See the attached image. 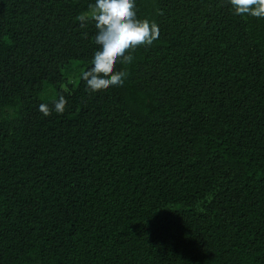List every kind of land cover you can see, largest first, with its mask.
Segmentation results:
<instances>
[{
	"label": "trees",
	"instance_id": "obj_1",
	"mask_svg": "<svg viewBox=\"0 0 264 264\" xmlns=\"http://www.w3.org/2000/svg\"><path fill=\"white\" fill-rule=\"evenodd\" d=\"M94 3L0 0V264H264V19L135 0L159 39L92 93Z\"/></svg>",
	"mask_w": 264,
	"mask_h": 264
},
{
	"label": "clouds",
	"instance_id": "obj_2",
	"mask_svg": "<svg viewBox=\"0 0 264 264\" xmlns=\"http://www.w3.org/2000/svg\"><path fill=\"white\" fill-rule=\"evenodd\" d=\"M233 13L264 19V0H228ZM90 13L78 16L81 27L89 17L95 22L98 50L93 54L91 67L81 74L87 89L92 92L106 91L122 86L129 75L126 67L117 70V64L131 65L133 53L140 47L151 46L159 39L160 29L155 22L138 19L135 0H95L89 5ZM67 100L63 95L52 102V107L41 104L39 111L50 116L54 110L63 114Z\"/></svg>",
	"mask_w": 264,
	"mask_h": 264
}]
</instances>
